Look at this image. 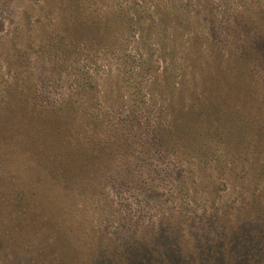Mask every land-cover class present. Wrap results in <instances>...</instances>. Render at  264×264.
<instances>
[{
  "label": "trees",
  "instance_id": "trees-1",
  "mask_svg": "<svg viewBox=\"0 0 264 264\" xmlns=\"http://www.w3.org/2000/svg\"><path fill=\"white\" fill-rule=\"evenodd\" d=\"M42 2L37 21L28 19L25 28L30 15L21 12L0 48L11 57L7 44L16 43L29 61L22 44L42 34L50 47L39 46L42 65L69 58L80 91L54 98L39 71L30 84L5 72L11 76L0 82L1 238L39 208L58 210L56 218L106 208L104 221H123L127 204L109 210L98 189L109 179L144 189L127 157L131 149L153 156L155 143L168 152L205 127L230 131L264 94V0H257L258 12L229 6L238 0ZM58 64L61 76L65 64ZM53 70L47 68L50 78ZM146 163L141 170L152 166ZM146 191L156 193L152 186Z\"/></svg>",
  "mask_w": 264,
  "mask_h": 264
},
{
  "label": "rangeland",
  "instance_id": "rangeland-1",
  "mask_svg": "<svg viewBox=\"0 0 264 264\" xmlns=\"http://www.w3.org/2000/svg\"><path fill=\"white\" fill-rule=\"evenodd\" d=\"M21 1L0 0V45L4 36L14 34L21 12L30 15L24 16L25 28L28 19L33 25L41 14L42 0ZM236 4L246 12H258L261 6L257 0L229 6ZM42 38L37 34L31 44H22L20 52L30 54L29 61L19 55L16 43L7 44L11 57L0 48V82L12 75L30 84L39 71L49 84V96L76 95V65L62 57L46 58L43 66L39 46L50 47ZM58 62L65 64L61 76ZM47 68H54V78ZM253 102L258 105L247 106L245 120L230 131L205 127L187 146L174 142L168 152L155 143L153 156L131 149L127 157L144 189L132 191L112 179L98 189L112 204L109 210L127 204L123 221H104L106 208H90L88 214H74L76 209L74 216L64 213L62 218L55 217L58 210L49 215L48 208H39L38 216L21 221L26 223L19 230L13 226L8 237L0 236V264H264V211L258 215L264 200V94ZM97 107L108 108L101 102ZM144 160L152 166L141 170ZM151 186L156 193L146 197Z\"/></svg>",
  "mask_w": 264,
  "mask_h": 264
}]
</instances>
